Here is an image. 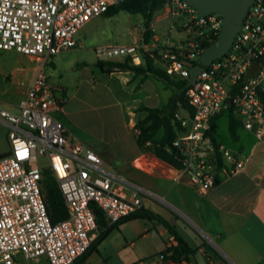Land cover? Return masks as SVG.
<instances>
[{"label": "built area", "instance_id": "1", "mask_svg": "<svg viewBox=\"0 0 264 264\" xmlns=\"http://www.w3.org/2000/svg\"><path fill=\"white\" fill-rule=\"evenodd\" d=\"M124 1L0 0V49H16L38 61L18 110L0 104L10 142V150L0 155V264H21L43 255L49 264H74L100 232L94 205L103 210L108 225L143 207L145 190L108 170L102 157L72 139L55 117L66 97L63 88L49 83L45 69L59 53L80 46L77 35L87 22ZM166 5L172 17L183 19L187 35L182 41L161 45L153 37L105 45L95 49L97 56L130 58L135 65L153 58L172 78L188 81L191 67L218 39L222 16L200 15L187 0H166ZM185 98L189 106L179 101L173 114L179 132L168 149L175 151L178 165L171 164L206 193L219 174L233 175L245 166L238 151L214 143L210 130L220 113L230 110L244 129L264 139V0L252 2L230 49L198 73ZM46 168L68 208V217L56 223L44 191Z\"/></svg>", "mask_w": 264, "mask_h": 264}, {"label": "crops", "instance_id": "2", "mask_svg": "<svg viewBox=\"0 0 264 264\" xmlns=\"http://www.w3.org/2000/svg\"><path fill=\"white\" fill-rule=\"evenodd\" d=\"M151 25L153 37L161 45L178 43L187 35L183 19L172 17L166 2L155 11ZM62 55L50 63L48 76L53 87L63 88L66 101L54 115L70 137L95 150L108 170L145 190L141 209L159 214L175 226L196 250L195 264H264V139L243 127L233 138L228 120L233 143L219 134L221 141L240 153L245 166L233 175L219 174L215 186L201 193L170 162L144 151L134 134V126L148 113L141 106L166 105L171 88L152 74L129 69L104 71L97 64L98 56L91 61L76 58L64 66ZM30 59L36 62L32 82L38 61ZM18 103L13 111L18 110ZM0 104L5 107L3 101ZM130 168L148 179L139 183ZM173 244L172 233L158 219L138 217L120 222L96 250L74 264H178L165 256ZM45 261L49 264L46 256Z\"/></svg>", "mask_w": 264, "mask_h": 264}, {"label": "trees", "instance_id": "3", "mask_svg": "<svg viewBox=\"0 0 264 264\" xmlns=\"http://www.w3.org/2000/svg\"><path fill=\"white\" fill-rule=\"evenodd\" d=\"M166 0H126L117 6L111 7L104 15L113 16L121 10H126L131 13L141 14L144 19V25L146 27L145 40L150 39V24L153 20L155 11L165 4ZM97 64L107 72H112L115 69L118 70H133L140 74H152L162 80L167 87L173 91L169 102L162 107H149L146 105L141 106L142 110H146L147 115L141 119L134 126V134L138 141V144L144 151H151L161 159H164L170 163L176 164V155L174 150L168 148L172 146V142L178 135V128L173 123V114L177 102H182L185 106H189L185 98V91L188 88V81L184 79H175L166 74L162 69L154 65L152 58H146L144 64L135 65L131 63L130 58H123L122 60H98ZM226 114L229 120V132L234 138L237 135V131L242 127L240 121L235 118L230 110L220 113L212 123L210 134L213 137L214 143L219 145L222 143L219 135V123L218 118ZM43 184L44 191L48 204V212L50 219L53 223L63 220L68 217V208L66 206L65 198L59 187V184L49 168H46L43 172ZM94 211L97 217V223L100 228V232L93 240L89 249L78 259H85L90 252L96 250L102 243L105 237L109 234V231L115 228L120 222L124 220L134 219L138 217L156 218L162 224H164L172 233L175 240V244L170 246L165 253H170L169 257L173 261L187 260L194 263V256L196 250L193 249L187 241L179 234L174 225L161 215L153 212H144V209H140L137 212L123 218L117 223L108 225L106 222L105 214L103 210L94 205ZM78 259L75 261L77 262Z\"/></svg>", "mask_w": 264, "mask_h": 264}, {"label": "rangeland", "instance_id": "4", "mask_svg": "<svg viewBox=\"0 0 264 264\" xmlns=\"http://www.w3.org/2000/svg\"><path fill=\"white\" fill-rule=\"evenodd\" d=\"M145 31L146 27L141 14L126 10H121L113 16L103 14L93 18L79 30L77 37L80 46L59 54H63L62 56L65 58L64 66H68L76 58L91 61L97 58L95 51L97 47L113 44L127 45L134 42L136 38L145 39ZM150 33L149 41H153L151 29ZM123 58L116 59L122 60ZM153 62L154 65L158 64L154 59ZM35 64L36 62L31 60L28 55L16 49H0V103L3 101L6 108L12 110L13 105L20 100L22 91L31 82V74ZM45 69L49 74L52 70L51 64L48 63ZM219 121V134L229 144H232V139L228 134V116L223 115ZM8 131L7 125L0 120V155L10 150ZM130 170L132 177L139 183L142 182L141 180L148 179L141 171H136L133 168ZM155 200L164 205L162 200L156 197ZM20 262L21 264H47L44 255L40 257L39 261L23 259Z\"/></svg>", "mask_w": 264, "mask_h": 264}, {"label": "water", "instance_id": "5", "mask_svg": "<svg viewBox=\"0 0 264 264\" xmlns=\"http://www.w3.org/2000/svg\"><path fill=\"white\" fill-rule=\"evenodd\" d=\"M195 6L200 15L217 12L222 16V26L218 39L209 45L200 60L191 67L188 85L195 83L198 73L215 59H220L232 46L233 40L242 26L244 16L254 0H187ZM228 102L231 99L228 98Z\"/></svg>", "mask_w": 264, "mask_h": 264}, {"label": "bare ground", "instance_id": "6", "mask_svg": "<svg viewBox=\"0 0 264 264\" xmlns=\"http://www.w3.org/2000/svg\"><path fill=\"white\" fill-rule=\"evenodd\" d=\"M138 164H139L140 166H142V163H141V162H138Z\"/></svg>", "mask_w": 264, "mask_h": 264}]
</instances>
